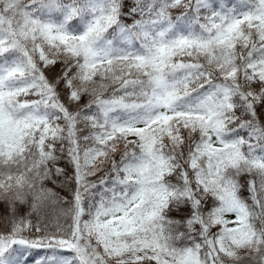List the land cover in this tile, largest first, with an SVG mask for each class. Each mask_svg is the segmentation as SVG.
<instances>
[{"label": "snow or ice", "instance_id": "6c2138e0", "mask_svg": "<svg viewBox=\"0 0 264 264\" xmlns=\"http://www.w3.org/2000/svg\"><path fill=\"white\" fill-rule=\"evenodd\" d=\"M0 264H264V0H0Z\"/></svg>", "mask_w": 264, "mask_h": 264}, {"label": "trees", "instance_id": "16d2710c", "mask_svg": "<svg viewBox=\"0 0 264 264\" xmlns=\"http://www.w3.org/2000/svg\"><path fill=\"white\" fill-rule=\"evenodd\" d=\"M2 210V206H0V211ZM47 255H50V252L45 249H33L19 257V264H36L37 261Z\"/></svg>", "mask_w": 264, "mask_h": 264}]
</instances>
